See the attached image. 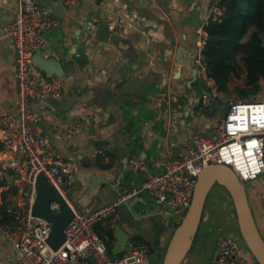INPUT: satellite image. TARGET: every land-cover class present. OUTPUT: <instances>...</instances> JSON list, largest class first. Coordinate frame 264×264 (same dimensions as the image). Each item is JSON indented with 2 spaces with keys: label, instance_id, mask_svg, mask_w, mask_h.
Returning a JSON list of instances; mask_svg holds the SVG:
<instances>
[{
  "label": "crops",
  "instance_id": "0c3cea01",
  "mask_svg": "<svg viewBox=\"0 0 264 264\" xmlns=\"http://www.w3.org/2000/svg\"><path fill=\"white\" fill-rule=\"evenodd\" d=\"M103 1L79 0L67 7L63 0H37L61 20L44 32L48 50L43 55L59 59L68 77L64 93L50 99L53 113L41 125L59 152L73 161L66 187L73 204L83 209L109 202L139 185L147 175L161 172L164 161L179 156L186 142L198 135L211 136L227 110V103L219 98L200 107L206 85L194 76L193 57L202 19L207 14L211 20L215 14L209 0H125L135 15L156 22V26L127 32L108 30V11L106 15V10H101ZM14 5V0H0V25ZM80 46L83 49L78 51ZM179 48L182 63L177 60ZM14 56L9 40L0 31V107L9 111L16 103ZM101 68L108 74L107 82L94 78V71ZM75 108L89 112L91 122L69 141L56 138L53 122H75ZM134 159L143 168L135 167ZM248 183L249 203L264 237V173ZM216 185L207 197L194 251L182 264L211 261L215 250H208L209 242H216L220 231H238L229 196ZM27 189L9 178L0 179V207L12 210L21 206ZM179 221L173 208L141 192L123 200L96 230L101 234L110 231L111 253L119 232H126L128 239L146 240L152 250L161 251ZM0 259L20 264L2 239Z\"/></svg>",
  "mask_w": 264,
  "mask_h": 264
},
{
  "label": "built area",
  "instance_id": "2783aa9c",
  "mask_svg": "<svg viewBox=\"0 0 264 264\" xmlns=\"http://www.w3.org/2000/svg\"><path fill=\"white\" fill-rule=\"evenodd\" d=\"M209 1L215 14L211 15V20L207 14L202 19L193 62L197 76L206 85L199 99L200 107H205L212 98H219L227 103L224 116L215 124L211 136L198 135L191 142H186L179 156L167 158L161 172L147 175L139 185L109 202L83 209L73 204L66 187L74 163L59 152L41 125L53 113L50 99L64 93L68 77H46L32 62L35 50L47 53L48 42L44 32L58 26L61 20L48 13L37 0H14V7L0 25V31L15 52L17 85L15 109L9 111L0 107V179L9 178L17 185L25 184L28 189L21 206L8 210L13 221L4 222L0 213V239L9 244L20 264H151L152 248L148 241L128 239L121 253H111L106 243L108 235L100 236L96 225L113 214L123 200L141 192L173 208L176 217L181 219L191 203L197 177L207 166L228 164L244 183L264 173V76L259 80L257 92L247 97H235L219 88L208 75L202 53L208 40L206 27L222 14L221 0ZM63 2L72 7L79 0ZM101 8L106 10V15L108 11L107 28L110 32L156 26V22L147 16L135 15L125 0H104ZM94 78L98 82H107L108 74L103 68L97 69ZM73 111L78 116L75 122H53L52 132L56 138L69 141L76 131L91 122L89 112L79 108ZM133 165L143 168L137 159L133 160ZM41 173L49 184L57 188L74 213L65 227L64 242L55 250L47 243L50 223L33 215L31 210L36 194V176ZM59 204L54 200L50 202L56 212ZM231 217L236 223L234 209ZM216 245L214 264H258L238 231H220ZM0 264L8 262L0 259Z\"/></svg>",
  "mask_w": 264,
  "mask_h": 264
},
{
  "label": "water",
  "instance_id": "95a60500",
  "mask_svg": "<svg viewBox=\"0 0 264 264\" xmlns=\"http://www.w3.org/2000/svg\"><path fill=\"white\" fill-rule=\"evenodd\" d=\"M88 29V24L84 25ZM83 46L78 48L81 51ZM182 49L177 51V60L182 63ZM33 64L42 71L44 76H62L65 73L63 63L53 57H46L41 50H35L32 58ZM180 70V66L178 67ZM194 76L197 69H194ZM222 186L229 195L236 215L237 229L242 236L247 248L258 262L264 264V237L253 215L246 185L240 180L233 168L225 163H217L204 167L197 177L191 203L174 228L172 235L162 253L153 249L150 253L151 264H182L194 246L198 229L200 227L207 197L214 185ZM35 198L31 206L32 214L42 217L50 223V232L47 243L52 249H58L65 240V227L72 220L74 213L70 205L63 200L57 188L49 184L44 174L36 176ZM59 202L58 211H54L50 202ZM128 240L125 232L118 234V243L113 253H121ZM217 250L214 251L211 263L214 264Z\"/></svg>",
  "mask_w": 264,
  "mask_h": 264
},
{
  "label": "trees",
  "instance_id": "16d2710c",
  "mask_svg": "<svg viewBox=\"0 0 264 264\" xmlns=\"http://www.w3.org/2000/svg\"><path fill=\"white\" fill-rule=\"evenodd\" d=\"M220 7V18L206 27L208 40L202 53L208 75L222 90L235 88L247 97L257 92L264 76V0H221ZM229 201L232 203L230 197ZM0 213L4 222L13 221V215L3 206ZM99 235H108L106 243L111 252L110 231Z\"/></svg>",
  "mask_w": 264,
  "mask_h": 264
},
{
  "label": "rangeland",
  "instance_id": "374dc122",
  "mask_svg": "<svg viewBox=\"0 0 264 264\" xmlns=\"http://www.w3.org/2000/svg\"><path fill=\"white\" fill-rule=\"evenodd\" d=\"M251 31H252V30L249 31V34L251 33ZM261 36H262L263 39H264V31L261 32ZM229 92L232 93L235 97H242V96L237 92V90H236L235 88L232 89V90L229 91ZM251 94H253V93H250V94H248L247 96H249V95H251ZM248 184H249L248 182L245 183L246 186H247ZM215 187L217 188L218 186L216 185ZM215 187H214V188H215ZM213 231L215 232L216 230L213 229ZM197 237H198V235H197ZM197 237H196L195 242L197 241ZM216 247H217V245H216V242H215L214 240H213L212 242H211V241L209 242V248H208L209 251H211L212 249L216 250ZM202 249H203V248H202ZM202 249L200 248V250L198 251V254H199V255H201ZM164 250H165V248H162L161 252L163 253ZM191 250L194 251V247H192ZM214 250H213V251H214ZM192 251H190V252H192ZM206 252L208 253V251H206ZM208 254H209V253H208ZM210 254H211V253H210ZM210 254H209V256H210ZM203 264H212V263H211L210 259L207 258V259L203 262Z\"/></svg>",
  "mask_w": 264,
  "mask_h": 264
},
{
  "label": "flooded vegetation",
  "instance_id": "af4514ba",
  "mask_svg": "<svg viewBox=\"0 0 264 264\" xmlns=\"http://www.w3.org/2000/svg\"><path fill=\"white\" fill-rule=\"evenodd\" d=\"M195 245H196V242L194 243V246H195ZM194 246H193V247H194Z\"/></svg>",
  "mask_w": 264,
  "mask_h": 264
}]
</instances>
